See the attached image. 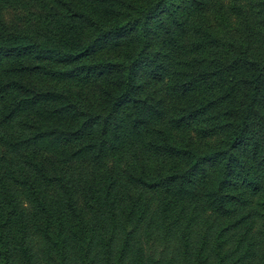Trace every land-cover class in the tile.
Segmentation results:
<instances>
[{
    "label": "trees",
    "instance_id": "1",
    "mask_svg": "<svg viewBox=\"0 0 264 264\" xmlns=\"http://www.w3.org/2000/svg\"><path fill=\"white\" fill-rule=\"evenodd\" d=\"M0 264H264V0H0Z\"/></svg>",
    "mask_w": 264,
    "mask_h": 264
}]
</instances>
